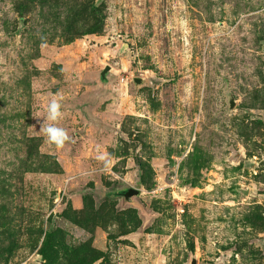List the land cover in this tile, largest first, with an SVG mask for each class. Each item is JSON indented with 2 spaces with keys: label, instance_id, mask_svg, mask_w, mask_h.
<instances>
[{
  "label": "rangeland",
  "instance_id": "obj_1",
  "mask_svg": "<svg viewBox=\"0 0 264 264\" xmlns=\"http://www.w3.org/2000/svg\"><path fill=\"white\" fill-rule=\"evenodd\" d=\"M0 264H264V0H0Z\"/></svg>",
  "mask_w": 264,
  "mask_h": 264
},
{
  "label": "clouds",
  "instance_id": "obj_2",
  "mask_svg": "<svg viewBox=\"0 0 264 264\" xmlns=\"http://www.w3.org/2000/svg\"><path fill=\"white\" fill-rule=\"evenodd\" d=\"M62 118L63 113L61 111L60 100L54 97L47 105L46 115L40 124V131L44 134L46 143L55 146L57 149L63 148L71 140L66 129L58 126ZM96 159L103 164L105 169L111 167L108 153L99 152Z\"/></svg>",
  "mask_w": 264,
  "mask_h": 264
}]
</instances>
